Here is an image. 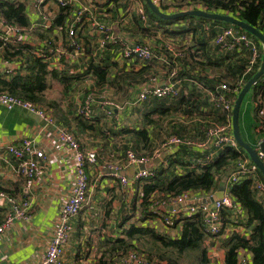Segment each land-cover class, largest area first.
<instances>
[{
    "label": "crops",
    "instance_id": "1",
    "mask_svg": "<svg viewBox=\"0 0 264 264\" xmlns=\"http://www.w3.org/2000/svg\"><path fill=\"white\" fill-rule=\"evenodd\" d=\"M5 1L24 4L28 25L24 28V36L20 43L29 46L31 51H23L16 56L10 65L13 72L9 75L1 74L0 79L8 81L22 71L29 54L44 59L48 63V71H55L57 77L48 79V87L43 92L46 103L43 105L54 104L50 112L52 111L56 124L71 132L84 150L94 151L97 156V163L87 168L89 183L87 199L79 214L71 219L72 232L60 264H99L102 258L105 261L110 248H114L116 240L125 239L124 231L130 226L152 228L161 235L177 238L182 224L177 222L173 225L172 222L169 225L170 218L175 215L171 202H159L155 206L159 216H149L148 212L142 216L139 213L142 208V189L138 185L135 186L134 176L142 170L141 166L131 165L120 172V175L129 180L127 186L121 185L118 177L111 172L108 173L104 168L123 165L117 149L129 141V136L116 135L119 130L139 129L145 125L143 115L147 109L143 106L144 102L135 106L136 103L133 101L147 84L150 75L156 76L154 78L159 81H166L167 70L175 69L182 74L179 78V95L185 102L196 100L199 103H209L212 88L217 90L218 86L215 81L206 83L205 86L203 78L210 81L222 76L220 81L223 82L225 61L219 56L228 54L219 52L214 46V41L209 38L210 31L218 32L226 26L211 25L210 22L191 23L193 26L188 29L194 31L178 34L184 30L183 28L190 26V21L160 26L157 22L146 21V15L145 20H141L138 13V10L144 12L141 0H73L69 6L68 17H72V13L77 10H83L82 21L75 30L76 35L82 37L80 44L84 48L83 52L74 54L64 49L67 39L65 27L70 24L68 17L55 25V20L63 12L54 0H44L40 11L33 9L31 0ZM152 1L166 14L190 10L205 11L202 4L190 0H166L161 3ZM42 14L47 16L49 24L52 23V27L47 31L41 28ZM97 22L108 26L127 47L137 46L141 41L152 47L155 53L154 61L149 65L136 63L122 59L119 53L121 49H99L97 44L100 34L92 30L93 23ZM141 29H146L145 35ZM57 50L62 53L58 60ZM180 54L182 56H178ZM167 59L172 65L166 62ZM97 65L106 66L108 72L105 83L99 85L97 90L104 91L105 98L116 103L118 109H113L112 116L107 117L100 102L95 101L92 114L94 120L91 121L93 126L87 129L77 123L75 115L83 95L90 90L95 91L98 87L95 76L91 69L89 70L90 66ZM144 65L147 66L145 70L142 67ZM127 75H130V78H127ZM59 77H66L67 82H63L64 78L60 81ZM195 77H199L200 80L191 79ZM263 104L264 99H261L260 93L255 97L251 92L244 113L239 118L240 133L248 144L253 143L252 147L256 145V149L258 143L264 139V116L260 113ZM139 108L141 109L138 110ZM200 110L208 113L212 109L208 106L201 107ZM154 117L157 115H153L152 119ZM170 120L173 123L176 120L182 122L183 119L180 116L171 117L168 121ZM183 124L189 128L192 125L189 121H183ZM57 125L47 126L41 119L24 110H7L0 106V191L7 192L17 202L26 196L31 200L29 219L16 220L0 235V264H39L50 241L52 230L58 222L59 209L70 196L74 182L73 156L70 149L59 141ZM164 127H168L164 130L170 132L168 123ZM23 139L31 140L34 148L40 150L45 157L40 162L44 173L34 181L30 191L24 188L21 177L15 172L16 161L5 150L8 146L20 145ZM180 147L182 146L173 148V151L176 152ZM216 150L219 149L209 147L202 152L213 156ZM169 153L168 150H161L160 157L153 158L145 168L164 167L165 156L170 155ZM177 171L180 173L184 169L178 168ZM230 172V168H225L219 174V181L225 192L229 187L227 183ZM208 196L209 194L202 191H193L192 201L196 203ZM8 209V205L0 201V224ZM234 218L230 216L229 220L227 216L224 219L233 222ZM249 230L248 227L244 228L241 225L226 224L220 236L215 238L207 236L203 245L207 248L212 262L224 264V250L220 246L223 238L228 237L232 231L250 232Z\"/></svg>",
    "mask_w": 264,
    "mask_h": 264
},
{
    "label": "trees",
    "instance_id": "2",
    "mask_svg": "<svg viewBox=\"0 0 264 264\" xmlns=\"http://www.w3.org/2000/svg\"><path fill=\"white\" fill-rule=\"evenodd\" d=\"M141 2L143 4L144 13L147 17L146 21L149 20L157 22L160 26L175 25L180 22H184L185 20L190 21V26L183 28L184 30L182 32H178V34L194 31L188 29L193 26L191 23L201 24L202 22H210L211 25L223 24L227 28L233 27L237 31L245 32L236 26L221 21L196 16H188L174 20L161 19L149 9L143 0H141ZM190 2L202 4L205 7V11L209 13H219L232 16L254 27L257 31L264 35V0H190ZM60 9L63 14H60L58 19L55 20V25L60 24L70 14L69 7H60ZM161 11L163 12V10ZM73 13L72 17H68V23L72 22ZM0 17L7 25L21 27L23 29L22 35L24 36V28L28 25L24 4L0 0ZM51 24L48 28H41L44 31H47L52 27ZM145 30L146 29H141L143 35H145ZM219 32L220 30L218 32L211 30L209 38H212V40L215 42L216 36ZM0 34L4 35L2 32H0ZM246 34L259 47V64L253 67L251 72L247 73L246 68L248 67L250 60V52L247 49L236 48L225 51L214 43V46L217 47L219 52H226L228 54L225 56H219L222 57L221 60L225 61V65L223 67V82L220 81L222 76L216 80L210 81L203 78V84L205 86L206 83H213V81H215L216 85L218 86L216 88L217 90L212 88L210 97L211 95L223 93V91L220 90V85L226 84L228 90L227 92H224L225 94L230 96V94H233L236 90H238V92L234 94V100H236L237 95L244 85L258 71L261 64L262 47L259 40L255 36L247 32ZM111 35L115 36L113 32ZM115 37L117 40H106L104 46H101L100 44L104 39V35H100L97 44L98 48H114L117 50L121 49L119 53L122 57L123 51L127 48L131 49L134 47H144L147 48L151 53V56L148 60L140 59L136 55L133 59H125L123 57L122 59L127 61H135L136 63H143L146 65H149L154 61L155 53L152 47L145 44L143 41H141V43H139L137 46L135 45L127 47L117 36ZM81 39L82 37L80 35H76L74 37L75 42L80 46V52H83L84 48L80 44ZM20 41L22 40L20 39L16 43L0 41V57L5 60L12 61L23 51H31L29 46L21 44ZM69 41L71 40L67 34L64 49L72 52V49L68 48L67 45ZM178 56L182 55L180 54ZM166 62L169 65H172L171 62L169 63L168 59ZM219 63L220 66H222V62L220 60ZM23 66L24 67H22V71L17 73L8 81L0 79V93L5 92L12 96L42 106L50 111V108H53L54 104L50 103L48 104L49 106L43 105L46 103V100L43 97V92L48 87V79L57 77L56 72L48 71V63L41 57L31 54L28 55L26 63L25 65L23 64ZM142 67H144V70L147 69V66L145 65ZM90 69L96 78V84L98 87L95 89V91L90 90L83 95L75 115L76 119L78 120L77 123H80L87 129H91L93 126L91 121L94 120L92 114L94 111L93 106L95 105V101L100 102L104 113L107 109H110V116H112L114 109L113 107L110 108L109 106H104L101 104L103 100L106 99L110 101V99L105 98L106 96L104 91L97 90L100 87L99 85L104 84L106 81V77L108 75L107 67L97 65L90 66L89 70ZM173 71H175L177 76L176 79L179 81V78L182 74L178 73L175 69L167 70V78L169 79V75ZM128 77L130 78V75H127V78ZM139 77L142 78L141 75H139ZM153 77L156 76L150 75L148 79L150 80ZM63 78L59 77V80L67 82L65 81L67 78ZM120 78L122 79L123 76H120ZM191 79L200 80L199 77ZM263 79L264 75L255 85H253L252 89L250 90L254 93L255 97L260 93L261 99H264ZM149 80L147 82H149ZM239 82H241L240 89H238L237 86ZM128 94L131 95V92ZM179 94L180 89L178 96L176 97L147 99L143 101V106L147 109L146 113L143 115V122L145 125L139 129L122 128L119 130L116 135L129 136V141H126L121 148L117 149L121 155V160H123V166L127 163L128 153H133L135 157L145 158L150 162L154 158L155 152H161V150H165L162 145L165 139L171 136H177L183 140L189 141H204L205 134L211 127L223 126L226 124L228 125V121L231 124L232 112L227 113L220 107H216L211 102L210 97L208 105L207 103H199V101L196 100H187L185 102V100ZM89 96L93 97L94 101L91 107V116L89 118H85L79 114V109L83 106L85 100ZM208 106H210L212 109L209 110L208 113L202 112L200 110L201 107L206 108ZM260 109H264V104L260 107ZM153 115H157V117L162 120L181 116L183 120L182 122H177V120L173 121V123L175 122V124L172 123L174 125L173 129H170V132L166 131L161 138L162 141L160 140L157 142L158 144H156L155 139L153 140L154 144H152L146 126L155 124V119H152ZM183 121H189L192 124L191 127L189 128L187 127L188 125H184ZM170 122H172V120H170ZM190 131L193 133H189ZM240 135L245 141L241 133ZM253 148L257 150L256 145ZM218 149L219 150L215 151V155L210 156V153L202 152L203 150L201 149L190 148V146L182 145V147H180V149L176 152L171 151L172 153L170 152V155L165 156L164 162L166 164L164 167L160 166L158 168H150L154 170L155 175L153 177L135 180V186L138 185L142 189V208L139 213L143 216L148 212L147 215L155 217L158 215V211L155 210V206L159 202H171L172 199L178 197L184 192L193 193V191H202L211 195L222 186L219 181V174L225 170V168H230L231 174L233 171H235L236 163L239 160H247L249 162L248 167L255 168L254 172L250 173L237 183L230 185L227 190V193H229V195L234 199L235 203H237L241 208L240 216L231 210H222L220 214L221 228L217 236H211L209 234L207 235L202 218L198 213L186 216L182 214H175L170 218L171 223H169V225H171L172 222L173 225H175L177 222H181L182 224L180 235L177 238L161 235L152 228H139L136 226H130L124 231L125 239L116 240L114 243V248L111 247L110 252L106 254L107 259L103 261L102 258L99 261V264H124L123 259L130 251H135L139 256L143 257L145 261L157 260L165 264H216L215 262H212L208 254V250L203 244L207 236L213 238L220 236L226 224L241 225L244 228L248 227L250 232L232 231L228 237L222 239L220 246L224 250V264H237L238 253L240 249L251 255V264H264V205L261 200H257V189L255 188V182L261 181L264 184V178L259 170L250 161L246 153L238 146L236 148L224 146ZM178 168H183L184 171L179 173L177 171ZM227 216H229V220L230 216H234L235 218L233 219V222L224 219ZM133 243H135V245Z\"/></svg>",
    "mask_w": 264,
    "mask_h": 264
},
{
    "label": "built area",
    "instance_id": "3",
    "mask_svg": "<svg viewBox=\"0 0 264 264\" xmlns=\"http://www.w3.org/2000/svg\"><path fill=\"white\" fill-rule=\"evenodd\" d=\"M73 0H54V2L59 7H69ZM121 1V0H115ZM158 3H161L166 0H155ZM44 4V0H31V6L36 11H40ZM138 13L141 16L142 20H145V14L142 10H138ZM83 15V10H77L73 13V20L70 24L67 25V34L69 36V41L67 43L68 48L72 49L74 54L79 53L80 46L75 42L74 37L76 36V28L81 23ZM41 20L43 21L44 28H48L50 24L47 21V16L42 14ZM2 28V30H1ZM92 30L98 32L100 35H104L103 41H101V46H104L106 40L115 41L117 40L114 35H111V29L102 24V23H93ZM3 31V32H2ZM23 29L18 26L7 25L4 23L0 17V41L16 43L19 41L22 35ZM216 45L220 46L223 50L229 51L236 48L247 49L250 52V60L246 72L249 73L253 70V67L259 64V47L255 44L246 32L237 31L233 27H226L222 29L216 36L215 42ZM57 60L62 55L61 51L57 50ZM135 55L143 60H148L151 56L150 51L144 47H134L131 49H125L122 53V57L125 59H133ZM11 61L5 60L0 57V76L1 74L9 75L13 71L10 68ZM176 73L173 71L169 75L167 81H159L157 78H151L147 84L142 88V90L137 94L134 104L143 102L148 98L152 99H162L165 97H176L179 93V81L176 79ZM264 81V79H263ZM238 89L241 88V82L237 84ZM220 90L223 93L218 95H211V102L216 106L220 107L227 113H231L234 106V94L238 92L236 90L233 94L227 95L224 92H227L228 88L226 84L220 85ZM93 97H87L83 106L79 109V114L85 118L91 116V107L93 104ZM102 105L109 106L110 108L118 109V105L113 101L103 100ZM0 106H3L7 110L21 109L28 113H31L41 119L47 126H56V121L52 116V113L37 104L31 103L29 101L20 99L18 97L12 96L5 92L0 93ZM260 113L264 116V109H260ZM106 116L111 115V110L107 109L105 111ZM57 136L62 145L70 149L73 156V171H74V182L70 190V196L63 203L59 209L58 222L54 229L52 230L50 241L46 247L45 253L43 254L39 264H60L61 257L64 253L66 244L68 243L70 234L72 232L71 219L79 214L84 203L87 199V192L89 188L88 183V174L87 168L94 166L97 163V156L94 151L84 150L78 140L75 139L73 134L66 131L62 127L60 128L57 125ZM261 143V142H260ZM257 145V154L261 161L264 164V152L259 150V145ZM190 146L197 149H207L209 147L222 148L224 146H229L236 148L237 144L234 140L231 124L228 121V125L223 126H213L205 134L204 141H189L183 140L177 136H171L165 139L162 147L169 152L173 151V148L178 146ZM7 154H9L16 161V174L21 177L24 188L30 191L34 181L41 177L44 173V168L41 165V161L45 159L44 154L34 148L31 140L23 139L20 145H11L5 148ZM1 151V147H0ZM161 152H155L154 158L160 157ZM211 156V154H210ZM149 161L145 158H137L133 153L127 154V163L126 165H114L104 168L107 169V172H113L112 174L118 177L119 182L123 186L129 184V180L120 175V172L123 169H126L129 166H146ZM249 162L247 160H239L236 163V169L228 177L227 185L237 183L241 179L248 176L250 173L254 172L253 167H248ZM154 170L150 168H144L139 170L135 174V179H143L148 177H153ZM255 188L257 189V200H261L264 205V184L261 181L255 182ZM26 193V192H25ZM27 194V193H26ZM215 193L209 195L212 197ZM192 192H184L178 197L171 200V203L174 207L175 214H185L192 215L195 213L200 214L202 222L206 228L207 235L217 236L221 228V211L222 210H231L238 216H240L241 208L234 199L229 195V193H223L222 197L213 201V203L192 201ZM0 201L5 205H8L9 209L6 215L3 218L2 223L0 224V235L10 228L16 220H28L30 217L31 209V200L27 196L22 198L20 202H17L16 199L9 195L5 191H0ZM123 262L124 264H165L157 260L145 261L143 257L139 256L135 251H130L125 255ZM237 264H251V255L247 254L244 250H239Z\"/></svg>",
    "mask_w": 264,
    "mask_h": 264
},
{
    "label": "water",
    "instance_id": "4",
    "mask_svg": "<svg viewBox=\"0 0 264 264\" xmlns=\"http://www.w3.org/2000/svg\"><path fill=\"white\" fill-rule=\"evenodd\" d=\"M144 3L149 7V9L157 15L161 19L165 20H174V19H180V18H185L188 16H196V17H202L206 19H211V20H217L221 21L233 26H236L240 28L241 30L255 36L262 47V58H261V64L258 69V71L253 75V77L244 85V87L241 89L239 94L236 97V100L234 102L233 110H232V118H231V127H232V134L234 137V140L239 148H241L250 161L254 164V166L259 170V172L262 174L264 178V164L259 158L257 151L251 147L247 142H245L240 135L239 131V112H240V107L241 104L244 100V97L247 95V93L250 92L252 89L253 85H255L258 80L264 75V35L257 31L254 27L246 24L243 21H240L232 16H227L223 14H215V13H207L202 10H190V11H185V12H178L174 14H166L162 12L152 0H143ZM259 150L261 152H264V139L259 145ZM141 169L143 170L145 168L144 165H140ZM113 173V172H112ZM224 193V187L221 186L218 188V190L215 192V194L212 197H207L201 202H207V203H213L216 199H219L222 197ZM3 264V263H2Z\"/></svg>",
    "mask_w": 264,
    "mask_h": 264
},
{
    "label": "rangeland",
    "instance_id": "5",
    "mask_svg": "<svg viewBox=\"0 0 264 264\" xmlns=\"http://www.w3.org/2000/svg\"><path fill=\"white\" fill-rule=\"evenodd\" d=\"M251 92H249V93H247V95L245 96V98H244V100H243V102H242V104H241V107H240V118L242 117V115H243V113H244V109L246 108V105H247V101H248V98H249V94H250ZM120 106H124V104H122V103H118ZM136 105H140V104H135V106ZM249 107H248V112L250 111V103H249V105H248ZM139 107V106H138ZM141 108H142V105L140 106ZM141 108H139L138 110H140ZM178 118H179V116H177ZM154 119H155V124L154 125H151L149 128H147L148 129V132H149V136H150V138H151V141H152V144H154V142H153V140L155 139V142H156V144H158L157 142H159L160 140H161V138L163 137V135H164V133L166 132L164 129H167L168 127H164V125L166 124V123H168V125H169V129H173V126L174 125H171L172 124V122H169L168 121V119L169 118H167V119H160V118H158V117H154ZM178 122V121H177ZM131 123V122H130ZM175 124V123H174ZM171 125V126H170ZM162 141V140H161ZM162 143V142H161ZM161 143H159V144H161ZM249 144L251 145V146H254L253 145V143H250L249 142Z\"/></svg>",
    "mask_w": 264,
    "mask_h": 264
}]
</instances>
